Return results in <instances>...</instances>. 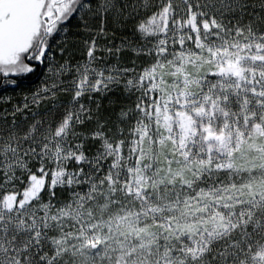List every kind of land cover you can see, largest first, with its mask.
Listing matches in <instances>:
<instances>
[{"label": "snow or ice", "instance_id": "1", "mask_svg": "<svg viewBox=\"0 0 264 264\" xmlns=\"http://www.w3.org/2000/svg\"><path fill=\"white\" fill-rule=\"evenodd\" d=\"M0 86V264H264V0H0Z\"/></svg>", "mask_w": 264, "mask_h": 264}, {"label": "trees", "instance_id": "2", "mask_svg": "<svg viewBox=\"0 0 264 264\" xmlns=\"http://www.w3.org/2000/svg\"><path fill=\"white\" fill-rule=\"evenodd\" d=\"M24 79V86L27 87L29 82L32 81V78L31 77H25L23 78ZM34 83V81H33ZM5 92L7 93H13L14 92V89H12L11 87L7 88V89H4L2 86H0V95H4ZM0 107H2V105H0Z\"/></svg>", "mask_w": 264, "mask_h": 264}]
</instances>
